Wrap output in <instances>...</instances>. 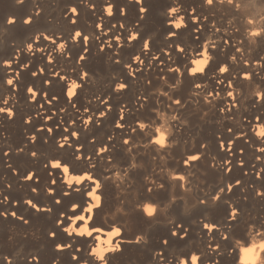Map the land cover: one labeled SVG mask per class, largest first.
<instances>
[{"label":"bare ground","instance_id":"1","mask_svg":"<svg viewBox=\"0 0 264 264\" xmlns=\"http://www.w3.org/2000/svg\"><path fill=\"white\" fill-rule=\"evenodd\" d=\"M90 2L96 4L95 10L89 9L82 0H23V3L19 0H0V102L5 94L12 92L11 86L5 84L8 69L3 66V61L12 59L17 49H20V61L13 67L19 68L29 60L33 62L29 69L21 72L22 79L17 81L20 87L15 94L18 98L16 116L9 120L7 114H0V190L3 193L0 200H3V195L10 197L8 203H0V212L15 210L32 222V226L40 229L32 230L33 234L24 237L21 230H9L19 219L11 215L7 218L0 215V264H7L4 256H12L13 264H30L29 258L33 255L40 257L39 264H52L57 257L60 258V264H82L85 260L88 264H179L182 257L188 258V264H192L190 257L194 252L200 256L199 264H264V196L257 195L258 190H264V173L259 179L256 176L259 168L264 166V160H256L257 156H264V153L257 152L256 146L264 145V138L258 137L252 130L256 116L259 115L260 123L264 124V101L258 100L256 96L258 91L264 92V31L259 35H252L253 30L264 29V0H231V3L229 0H213L212 5L206 4L205 0H178L183 5L182 12L188 27L181 28L171 41L165 37L175 29L166 22L170 18H176L168 15V9L176 0H144L148 12L142 20L140 5L135 0H112L115 14L105 17V28L117 22V27L109 35L114 36L117 32L124 35L125 46L119 52L121 63H116L115 47L99 51L100 44L108 37H102L101 41L95 39L99 35L96 23L98 17L104 15L103 5L107 0ZM73 4L80 10L75 25L70 23L71 16L66 19L64 15ZM121 6L127 7V15H120ZM37 7L43 9L39 16L35 15ZM193 7L200 17L199 23L203 24L199 33L194 31L199 24L193 23L191 15H188ZM180 14L177 13L176 16ZM27 16L33 17L31 24L24 23ZM205 16L208 17L207 21L204 20ZM12 17L16 19V23L9 24L8 20ZM120 20L125 22L126 28H119ZM138 20L140 24L135 30L141 33V37L128 45V27ZM77 28L82 29L85 34L91 33L93 39L83 65L89 71L90 79L79 89L73 103L81 109L87 106L99 112L106 105L99 101L88 104L87 101L97 95L101 99L110 95L109 103L112 104L107 117L101 118L102 123L96 125L94 116L87 130L78 119L79 112L72 107L65 95L68 81H61L59 77L53 78L50 75L51 71L60 67L62 75L67 72L70 78L79 82L82 66L76 64V60L83 50V39L80 38L78 43L71 42V36ZM42 31L49 34L63 33L64 38L69 41L66 51L71 52V58H66V53L57 52L53 66L47 63L45 54H29L26 45L33 41L37 32ZM197 35L199 39L195 38ZM147 36L153 38V52L160 51V59L166 63L159 65V61H156L153 69L148 70L147 62L151 53L148 56L142 54L145 70L138 72L136 78H133L125 65L141 50ZM209 37L216 44L215 49L211 44L208 48L213 56L212 62L204 74L188 75V69L195 66L192 61L202 58L200 53ZM225 41L229 43L226 44ZM46 43L49 42L41 38V44ZM113 44L115 46L116 42L113 41ZM170 44L173 45L171 61L162 54V50ZM177 44L184 46L183 53L176 51ZM55 47L54 44L50 45V49ZM237 48L243 51L238 52ZM233 55L236 56L235 61L230 59ZM245 60L249 61L247 66ZM258 60L261 61L260 65L255 64ZM225 63L229 65V71L221 77L218 68ZM41 64L46 69L45 73L33 77L32 71ZM177 64L183 68L181 83L177 84L178 76L175 72L167 73V81L158 78L165 74L170 65ZM162 68L164 71H161ZM244 72H251L252 79H242L240 74ZM12 74L15 75L14 72ZM234 75V85L239 93L235 103L239 107L225 114L219 111L225 105L224 98L216 100L213 107L204 103L203 94L208 88L201 90L193 87L197 82L207 81L209 88L215 90L217 80L224 79L227 84ZM47 79H52L50 86L44 84ZM149 80L152 81L151 84L148 83ZM120 81L127 83L128 88L116 92L115 84ZM29 84L41 90V95L33 103L28 100ZM173 84L177 86L172 88ZM219 89L222 93L229 91L224 85H220ZM44 91L49 93V99L57 95L59 100L48 105L43 100ZM169 96L173 99L181 98L184 106L173 104L169 107L172 104ZM143 97H147V100ZM42 102L47 109L43 115H51L53 108L57 110L58 114L47 122L53 127V134H49L46 127L42 131L37 130L41 124L46 123L43 115H35L42 111L39 107ZM65 104L68 105V112L59 113V109ZM124 104H127L130 111L122 121L125 127L118 129L115 122L119 118V109ZM27 115L33 116L30 124L25 123ZM61 116L65 124L76 119V126L67 133L64 132V125L57 129ZM137 121L144 122L146 127L141 129ZM133 128H136L135 132L132 131ZM229 128L233 129L231 133L228 132ZM72 130H78L80 138L72 141L73 147L66 145L60 148L56 143L57 137L70 136ZM33 132L37 135L35 143L28 139V134ZM237 132H246L247 135L236 138ZM161 133L165 140L163 146L153 142L154 139H159ZM111 135L115 138L109 142L108 136ZM93 136L97 138L95 143L90 142ZM45 137L48 138L47 143ZM126 137L130 138L127 144L124 143ZM221 139L225 141V145L229 140L235 139L231 153L227 148L221 150ZM203 143L208 144L207 149L201 148ZM25 144V151L17 153L16 149ZM76 144H83L84 156L87 157L90 153L92 159L78 160ZM105 144L108 145V151L98 154L97 148ZM9 147L12 151L6 156L5 151ZM240 149L244 151L241 152ZM33 150L38 152V157L31 156ZM195 153H203V156L192 162L190 157ZM119 155L123 160L121 165L117 163ZM214 158L216 167H212ZM49 159H61L70 164L72 171L69 174L88 172L92 178L73 180L70 186L66 182L62 183L59 169L44 166ZM226 159L232 160L230 173L226 172V165L220 164V161ZM240 159L245 161L243 166L238 163ZM186 160L190 161L187 165ZM9 163L12 168L7 166ZM13 168L19 170L18 174L13 173ZM33 169L40 177L39 182L35 177L32 181L21 179ZM50 172L55 174L56 185L51 184L53 177L49 175ZM237 179L242 183L229 193L226 187L228 182L234 183ZM96 182L100 185L98 188L95 187ZM8 183H11V188L7 187ZM50 186L56 188L54 195H49L46 191ZM33 187L40 191L33 193ZM221 187L225 191L219 194V199H214ZM159 190L164 193L163 202L153 194ZM65 191L71 195H64ZM93 192L95 195H90ZM95 196L102 198L100 204H97ZM57 197L62 201L60 204L55 202ZM26 198H31L41 206L48 205L52 210L37 212L24 203ZM13 201L20 203L14 205ZM148 201L154 204H149ZM73 204L79 205L75 212L71 211ZM149 207L153 209L151 213L148 211ZM176 209L191 214L193 219L183 221V227H178L181 224L175 220L164 219L166 211ZM208 211L216 214L210 216ZM77 212H81L83 218L76 220L74 226L77 229L87 226L91 235L74 233L69 237L62 230L72 224L68 216H78ZM61 213H66V216L64 224L58 226L55 220L60 219ZM233 213L234 218H230ZM128 215L140 218L143 225L136 230H122L121 233L110 236L117 228H125ZM41 217H46L47 222L39 223ZM205 223L216 227L207 229ZM97 224L104 228L96 226ZM107 226L113 227L105 229ZM186 229L187 237L182 239L181 235ZM50 231H55L57 236L51 238L48 235ZM173 231L179 234L173 235ZM138 236L140 240L136 242ZM165 239L168 241L167 245L163 243ZM28 240L34 244L33 249L25 246ZM57 243H71L72 248L57 251ZM117 244L120 245L119 248L116 247ZM77 247L82 250L76 252ZM96 248L104 250L103 259L90 254ZM134 251H143V259L139 261L128 257ZM161 251L163 258L159 255ZM73 253L79 259L74 260ZM31 264L37 262L31 261Z\"/></svg>","mask_w":264,"mask_h":264},{"label":"clouds","instance_id":"2","mask_svg":"<svg viewBox=\"0 0 264 264\" xmlns=\"http://www.w3.org/2000/svg\"><path fill=\"white\" fill-rule=\"evenodd\" d=\"M20 3H23V0H19ZM83 3H85L87 5V7L89 9L95 10L96 9V4L95 3H91L90 0H82ZM136 3H138L140 5L139 11H140V19H144L145 14L148 12V8L144 5V0H135ZM222 2V0H221ZM229 2L231 3V0H229ZM205 3L208 5H212L213 4V0H205ZM183 9V5H181L178 0H176V2L174 3V5L172 7H170L168 9V15L169 17H173L175 16V19H168L167 20V25H169L171 28L175 29V31H170L166 34V39L171 41L173 40V38H175L179 32V30L181 28H186L188 27V23L186 20L185 15L182 12ZM115 4L112 2V0H107V2L103 5V12L104 15H101L98 17V22L96 23V29L99 30V35L95 36L96 41H101L102 37H108L106 40H104L101 44H100V48L99 51L103 52L106 48H113L115 47V55L117 56L116 59V63H121V60L119 58V52L120 49L123 48L125 46L124 43V35L122 32H117L114 36L109 35L110 33L113 32V29H115L117 27V22H113L112 26L109 28H105V17H112L115 14ZM43 12L42 8L37 7L35 9V15L39 16L41 13ZM177 13H181L179 16H176ZM65 18L67 19L69 16H71V20L70 23L75 25L77 23V18L80 16V10L76 5H70L68 7V11L64 14ZM120 15L121 16H125L127 15V7L126 6H121L120 8ZM188 15H191L192 17V22L195 24H199V27H197L196 29H194V31L196 33H199L202 29H203V24H200V17L198 15H196V8L193 7L190 9V11L188 12ZM208 17L205 16L204 20L207 21ZM33 22V17L32 16H27L24 19V23L25 24H31ZM9 24H14L16 23V19L14 17L9 18L8 20ZM139 20L136 22V24L129 26L128 27V36H127V42L128 45H131L132 42L137 41L140 37H141V33L136 31L135 29L139 27ZM119 28L120 29H124L126 28L125 22L123 20H120L118 22ZM213 26H215V21H213ZM217 31H219V29L217 28ZM261 31H264V29H255L252 32V35H259L261 33ZM81 36H83V50L80 52L78 59L76 60V64L81 65V74H80V78H79V82L74 79V78H70L68 73L65 72L63 75L62 73V69L60 67L56 68L54 71L50 72L51 77L55 78V77H59L61 81H68V87L66 88V92L65 95L69 101V103H72V107L79 112V117L78 119H80L82 121L83 127L85 130H87L92 122H93V117H96V125H100L102 123L101 118L107 117V115L109 114V112L112 110V104L109 103V101L111 100V96L108 95L106 97H104V99H101V97L99 95L95 96L93 99H90L87 101L88 104H92L95 101H99L101 104L106 105V107L99 112L93 111L90 107H83L82 109L80 107L77 106L76 103H73L74 99L78 96L79 93V89H82L85 86V82H88V80L90 79V74L89 71L87 70V68H84V61L87 60L88 58V53H89V45L91 40L93 39V35L91 33L89 34H85L84 31L82 29H75L74 33L71 36V42L74 43H78L80 41ZM41 38H43L44 41H47L49 43L46 44H41ZM196 39H199V36L197 35L195 37ZM113 41L116 42V45L114 46ZM152 41L153 38L151 36H147L144 38L143 40V45L140 51H137L131 58V62L126 64L125 67L128 70V74L133 77L136 78L137 73L141 72L142 70H145V59L142 57L143 56H148L149 53H151V58L148 59L147 62V69L148 70H152L153 69V65L156 61H159V65H165L166 61L160 59L161 57V52L160 51H156L153 52L152 50ZM225 43H229L228 41H225ZM56 45L55 48H51L50 49V45ZM68 44L69 41L66 40L64 38V34L63 33H58V34H49L47 31H42V32H37L33 41L28 43L26 45V49L27 52L29 54H31L32 56H35L36 53H42L46 55V59H47V63L51 64L53 66H55L56 63V59H55V54L57 52L59 53H66V58H71L72 54L71 52H67V48H68ZM209 44H211L212 48L215 49L216 44L213 43L211 41V38L209 37L208 40H206L204 42L203 45V49L202 52L200 53V55L202 56L201 59H194L192 61V63L195 65L194 67H191L188 69V75L190 76H195L197 73L199 74H204L207 67L210 65V63L213 60V56L212 54L209 52L208 48H209ZM39 45V47H37ZM173 47V45H169L168 48H165L162 50V54L166 55L169 59V61L172 60V52H171V48ZM175 49L178 52L183 53L185 51V48L182 44H177L175 45ZM238 52H242L243 50L241 48H237ZM20 56H21V50L17 49V52L15 54V56L12 59H6L3 61V66L5 68L8 69V75L5 79V84L7 86H11L12 88V92L11 93H7L5 94L3 101L0 102V114H7V117L9 120L13 119L16 116V104L18 103V98H16L15 94L16 92L19 90L20 85L17 83L18 80L22 79L21 77V72L24 70H27L30 68V66L32 65V60H29L23 64L20 65L19 68H14L13 65L19 63L20 61ZM231 60L235 61L236 60V56L233 55L230 57ZM138 64L139 67L134 68L133 65ZM249 64V61L245 60V66H247ZM256 65H260L261 61H255ZM46 71L45 67L43 64L39 65L36 70L32 71L31 75L33 77H36L38 75L44 74ZM161 71H164V69L162 68ZM229 71V65L227 63L225 64H221L218 68V72L221 75V77L224 76V74L228 73ZM15 73V75H13L12 73ZM175 72L178 76L177 79V84L181 83L182 81V77L184 75L183 73V68H181L178 64L177 65H170L167 68V71L165 72L164 75L159 76L158 78L164 81L168 80V75L167 73H172ZM215 75V74H214ZM240 77L242 79L245 80H251L252 79V73L251 72H244L240 74ZM235 75L233 76L232 79H229L227 81V84H225L224 79H219L217 80V87L215 90L209 88L208 86V82H197L194 84V88L195 89H201L203 90L204 88H208V91L206 93L203 94V99H204V103L205 104H209L212 105L213 107H215V101L220 99V98H224L225 99V105L220 107L219 111L222 114H225L226 112H231L233 108H237L239 107V105L237 103H235L236 101V97L239 94L235 88L234 85V80H235ZM149 84L152 83L151 80L148 81ZM45 86H50L52 84V79H47L44 81ZM220 85H224L227 89H229V91H227L226 93H222L219 89ZM177 85L173 84L171 85L172 88H175ZM128 88V84L120 81L117 82L115 84L114 87V91L116 92H122L124 90H126ZM27 93L28 95V100L29 103H33L37 100V98L41 95V90L37 87H35L32 84H29L27 87ZM166 96H168V93H162ZM196 95H200L201 93H195ZM257 99L258 100H262L264 101V92H257L256 93ZM49 97V93L47 91L43 92V100L44 102H46L48 105H52L55 101L59 100V96L57 95H53L51 99L48 98ZM228 98H231L230 100ZM140 98L138 97V100ZM144 100H147V97H143ZM169 99L172 100V104H169V107H172V105H178L183 107L184 106V102L181 100V98L177 97L175 99H173L171 96H169ZM143 106V105H141ZM40 109L42 110L41 112H37L35 115L37 117L43 115L44 113L47 112V109L44 107V103L42 102L39 105ZM130 111V109L128 108L127 104H124L120 107L119 109V118L116 120L115 122V127L118 129H123L125 127V124L122 123V121L125 120V116L126 113ZM68 112V105L65 104L63 107H61L59 109V113H66ZM57 110L55 108L52 109V114L51 115H43V118L45 120V124H41L39 126V128L37 129L38 131H42L45 127L47 128V131L49 134H53L54 129L51 125L47 124L48 121L53 120V118L57 115ZM206 114V113H205ZM176 117L174 116L173 119H175ZM234 119V117H233ZM33 120V116L32 115H27L25 117V123L26 124H30ZM261 117L258 115L255 117V121L256 123L253 124V128L252 130L255 132V134L260 137V138H264V124L260 123ZM76 119L70 120L67 124H65L64 122V118L63 116L60 117V123L56 126V128L58 129L61 125H64V132L67 133L70 131V129H73L76 126ZM137 125L143 129L146 127V124L142 121H137ZM133 132L136 131V128L132 129ZM233 129L229 128L228 132H232ZM81 133L78 130H72L71 131V135H62L57 137L56 139V143L60 148H63L64 146H69V147H73V143L72 141L78 140L80 138ZM222 135V133L220 134ZM247 135L246 132H237L236 133V138L239 137H245ZM114 135L108 136V141L111 142L114 139ZM28 139L35 143L37 140V135L35 132L28 134ZM96 137L93 136L91 138V143H95L96 142ZM48 142V138L45 137V143ZM130 142V138L126 137L124 139V143L127 144ZM153 142H158L160 145H164L165 140H164V136L163 133H161L160 137L158 140H155ZM235 143V139L233 140H229L227 145H225V141L223 139L220 140V148L222 151L225 150V148H227V150L229 151V153H231V149L233 147ZM208 144L207 143H203L201 144V148L202 149H207ZM25 148H27V144H25L24 146L17 148L16 151L17 153L20 152H24ZM84 148L83 144H76L75 145V149H76V158L79 159H92L91 154L89 153L87 157L84 156V152L82 151V149ZM256 150L259 153H264V145H260V146H256ZM12 151V149L9 147L6 151H5V155L7 156L10 152ZM108 151V145L105 144L102 147H98L97 148V153L98 154H103L104 152ZM241 152H243V149H240ZM32 157H38V152L33 150L31 153ZM234 155V153H233ZM203 156V153H195L190 157V161L194 162L196 160L201 159ZM257 161H262L264 160V156H257L256 157ZM189 160L185 161V164L187 165L189 162ZM239 165L243 166L245 161L243 159H240L238 161ZM221 165H226V172H231L232 171V160L231 159H226V160H222L220 161ZM51 167V169H59L60 173H61V177H62V183L66 182L69 186L71 185L73 180H78V181H82L84 180L86 177L87 178H92L91 173L88 172H84L83 174H69L72 171V167L70 164L64 162L61 159H49L48 162L44 165L46 168L47 167ZM9 168H12V164L9 163L7 165ZM217 163L215 158L212 161V167H216ZM19 170L13 168V173L14 174H18ZM264 173V166H261L259 168V170L256 172V176L257 178H261V174ZM49 175H51L53 178L51 180V184L52 185H56L57 184V179L55 178V174L50 172ZM35 177L36 181L39 182L40 177L37 175L36 170L33 169L31 171H29L27 173V175L22 176L21 179L24 181H32L33 178ZM242 183V181L240 179L235 180V182H228L227 184V190L229 193L232 192V190L240 185ZM99 183L96 182L95 183V187H99ZM8 188H11L12 185L11 183L7 184ZM31 191L33 193H38L40 191L39 188L37 187H33L31 189ZM46 191L48 192L49 195H54L56 193V188L55 187H48L46 189ZM76 191H79V189H76ZM225 191L224 187H221L219 192L217 193L216 197H214V199H219V194L223 193ZM2 190H0V195H2ZM64 195H71L70 192L65 191ZM90 195H95V193H90ZM257 195H261L264 196V190H258L257 191ZM10 197L3 195V200H0V203H8ZM95 199L97 200V204L101 203V197L100 196H95ZM57 204H60L62 201L59 197H57L56 201ZM14 205H18L20 203V201H14L13 202ZM24 203L26 205H28L31 209L36 210L37 212H50L52 209L48 206V205H43L41 206L40 204H38L37 202H35L34 200H32L31 198H26L24 200ZM79 207V205L77 204H73L71 207V211L75 212L77 210V208ZM149 213H151L153 211V209L151 207H149L148 209ZM0 215L4 216L5 218H7L9 215H11L14 218H17L19 220L24 221L25 224L30 223V221L28 219L25 218V216L23 215H19L15 210H12L11 212L8 211H3L0 212ZM66 216V213H61L60 215V219L57 220V225L61 226L64 224V218ZM82 216H68V219L72 221V224L63 227V231L67 233V235L69 237H71L74 233L77 235H84L85 233L91 235V233L89 232L87 226L82 227L80 229H77L74 225H75V221L82 219ZM230 218H234V213ZM205 228L207 229H212L215 228L216 225L213 224H208L205 223ZM178 227H183V225H178ZM122 230L117 228L115 232L110 233L109 235H116L121 233ZM173 235H178L179 233L177 231H173L172 232ZM49 236L51 238H55L57 236V233L55 231H50L49 232ZM187 237V229L185 230V232L181 235V238H185ZM226 238V235H225ZM140 237L138 236L136 238V242H139ZM163 243L165 245H167L168 241L167 239H165L163 241ZM117 248L120 247L119 244L116 245ZM217 247H219L217 245ZM55 248L57 251H63L66 249H71L72 248V244L71 243H57L55 245ZM82 249L77 247V251L79 252ZM103 253L104 250L96 248L93 249V253L90 254H96L99 256L100 259H103ZM159 255L161 256V258H163V252L161 251L159 253ZM72 258L74 260L79 259V257L73 253ZM4 260L7 261V264H13V257L12 256H4L3 257ZM192 264H199V259L200 256L197 253H193L190 257ZM30 264L31 261H36L37 264H39L40 261V257L37 255H33L29 258ZM52 264H60V258L57 257L56 259H54L52 261ZM82 264H88V262L85 260L82 262ZM105 264H107V262H105ZM179 264H188V258H184L182 257Z\"/></svg>","mask_w":264,"mask_h":264},{"label":"rangeland","instance_id":"3","mask_svg":"<svg viewBox=\"0 0 264 264\" xmlns=\"http://www.w3.org/2000/svg\"><path fill=\"white\" fill-rule=\"evenodd\" d=\"M121 157V158H120ZM117 163L119 165L123 164V160H122V156L119 155V160H117ZM153 194L159 198V201H164V193L162 190H159L158 192H153ZM14 202V201H13ZM147 203H152L154 204V202H150L148 201ZM71 207V205L69 206ZM208 215L210 216H214L216 213L214 211H208L207 212ZM78 216H81V212H77ZM76 214V215H77ZM127 214V212H126ZM154 215H155V212H154ZM191 214H186V212L182 211L181 209H176V210H169V211H166L165 212V215H164V219L166 220H175L178 224H182L183 221H187V220H192L194 216L191 215ZM128 223H126L127 225L124 227H120L121 230H136L138 227L142 226L143 225V222L140 221L141 219L139 218H134V217H130V215H128ZM177 219V220H176ZM81 220V219H80ZM19 221V222H18ZM43 222H47V218L46 217H41L39 219V223H43ZM57 220H55V224ZM142 222V223H141ZM96 226H100V227H103L102 225H99L97 224ZM111 227L113 226H107L105 227V229H111ZM118 227V226H117ZM9 230H21V234L24 236V237H28V235L30 234H33L34 232L32 230H40L39 228H37L36 226H32V222L28 223V224H25L24 221L22 220H17L16 223H14V225L12 224V226L9 228ZM25 230V231H24ZM24 233V234H23ZM49 235V233H48ZM25 246L28 248V249H33L34 248V244L32 243V241H29L26 242ZM130 254V255H129ZM128 254V257L130 258H133V259H137V260H142L143 257H144V252L143 251H134V252H131Z\"/></svg>","mask_w":264,"mask_h":264},{"label":"snow or ice","instance_id":"4","mask_svg":"<svg viewBox=\"0 0 264 264\" xmlns=\"http://www.w3.org/2000/svg\"><path fill=\"white\" fill-rule=\"evenodd\" d=\"M81 38L83 39V36H81Z\"/></svg>","mask_w":264,"mask_h":264}]
</instances>
